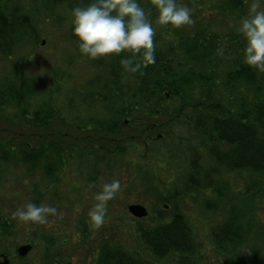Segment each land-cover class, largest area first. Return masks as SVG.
<instances>
[{
	"label": "trees",
	"instance_id": "trees-1",
	"mask_svg": "<svg viewBox=\"0 0 264 264\" xmlns=\"http://www.w3.org/2000/svg\"><path fill=\"white\" fill-rule=\"evenodd\" d=\"M198 1L195 2L198 4ZM89 2L37 0L50 13L49 19L55 21L53 14L57 8L72 12L74 7H83ZM192 2L194 0H189L188 4L192 6ZM248 2L251 0H224L221 9L223 13L241 19L248 12L245 9ZM139 3L151 15L150 21L157 17L158 11L152 0H139ZM25 4V0H0L1 57L11 58L26 43H40L39 21H33ZM202 12L198 8L195 15ZM201 22L192 33L181 32L180 28L171 25L164 26L154 37L155 63L136 73L125 72L120 63L123 56H131L130 52L91 59L106 69L91 82L90 98L101 101L107 109V117L90 119L85 127H81L80 122L76 129L90 132L84 142H90L91 151H105V156H100L104 159L125 153L127 143L140 141L142 137L150 138L158 131L164 132L167 121L162 119L165 117L170 116L171 121H184L203 138L218 165L228 170L259 174L260 179L253 180L245 196L240 197L243 203H249L264 195V72L243 62L246 41L237 29L220 35L212 31L210 25H205L204 20ZM173 34L176 40L166 46L159 43L158 39L165 40ZM72 36L77 43L73 32ZM221 49L224 54L218 55ZM24 68L21 58L12 76L0 81V118L10 121L7 111L13 107L15 119L12 122L17 127L13 134L0 133V168L12 160L28 165L27 172L42 168L43 174L51 178L65 163L64 154L68 153L65 145L73 138L72 126L64 119L59 123L53 121L56 109L49 104L38 106L29 116L28 99L41 94L45 85L28 78ZM54 123L59 128H66L61 131ZM68 155L72 157V154ZM192 168L188 178L191 189L199 191L212 187L213 177L202 169L198 160ZM214 191L222 202L236 198V195L229 196L222 187ZM241 209L236 205L231 207L225 218L212 228L213 243L221 254L229 255L230 249L249 237L251 220L248 219L246 224L243 222L246 212ZM156 219V224L138 228L145 249L156 258L172 255L188 264L196 261L192 257L196 256L198 244L185 213L175 208L168 219L166 210H159ZM10 225L0 213V233L5 242L11 233ZM80 231L87 233L84 228ZM32 239L33 249L38 245L46 248L58 243L56 237L42 234ZM97 255L99 264H152L141 252L129 253L106 241L98 248ZM19 257L24 260L26 256ZM59 257L64 259L57 249L56 258ZM253 264H264V254Z\"/></svg>",
	"mask_w": 264,
	"mask_h": 264
},
{
	"label": "rangeland",
	"instance_id": "rangeland-1",
	"mask_svg": "<svg viewBox=\"0 0 264 264\" xmlns=\"http://www.w3.org/2000/svg\"><path fill=\"white\" fill-rule=\"evenodd\" d=\"M25 1L26 10L33 15V21H39L40 43H26L11 58L0 56V81L3 78L9 79L20 59H24L26 76L35 83L45 85L41 94L28 99V114L30 116V112L38 106L49 104L54 107L56 115L53 121L59 123L64 119L72 126L70 129L73 138L65 145L72 157L68 153L64 154V165L51 178L43 174L42 168L27 172L29 166L24 163L16 164L10 160L2 164L0 213L11 224V233L6 242L0 233V259L2 255H7L10 264H59L51 259L58 260L61 264H99L98 248L106 241L123 247L129 253L141 252L152 264H188L177 256L154 257L145 249L139 235L138 228H146L158 222L156 218L159 210H166V218L169 219L175 208L185 213L198 244L196 256L192 257L196 261L190 264H253L262 257L264 195L249 203H243L240 199L245 196L253 180L260 179L259 174L247 170H228L218 165L209 147L192 129L191 124L171 121L170 116L162 119L167 121L164 132L158 131L150 138L142 137L140 141L127 143L125 153L102 159L100 156H105V151H91L90 142H84V137L89 136L90 132H80L76 125L81 122V127H85L90 119L107 117V109L101 101L90 98L93 91L91 82L105 73L106 69L80 53L71 32L72 12L57 8L53 14L55 21L49 19L50 13L37 0ZM188 1L178 0L193 9L194 22L180 27L181 32H194L196 27L201 26V20L220 35L239 27L238 17H232L228 12L223 13L221 5L225 4L224 0H194L192 6ZM249 4L250 2L245 7L247 11ZM198 8L203 12L196 16ZM261 8H264V4H261ZM146 14L149 19L151 15ZM151 22L156 37L164 26L156 23V17ZM176 39L173 34L158 41L166 46ZM14 112L13 107L7 111L10 121L0 118V133L13 134V129H17L12 122L15 119ZM54 125L59 128L57 124ZM65 128L62 126L59 129L64 131ZM197 160L202 169L213 177L214 182L209 190L200 188L196 191L189 187L192 164ZM113 179L120 180L121 190L108 201L105 223L95 228L90 223L88 213L97 202L94 198L96 193L101 191L104 183H110ZM217 187H222L229 196L236 195L235 200L220 201L214 191ZM29 201L38 205H54L59 212L57 215H50L46 224L34 225L14 218L12 213ZM130 204L146 206L149 215L137 220L128 210ZM235 205L246 212L243 219L245 224L248 219L251 220V231L247 240L230 249L229 255H225L218 252L213 243L212 228ZM81 228L87 230L86 235L80 231ZM259 231L263 234H257ZM37 234L56 237L58 243L46 248L38 245L21 260L17 248L32 244V238ZM57 249L62 252L64 259L56 258ZM233 255H237L235 260L232 259Z\"/></svg>",
	"mask_w": 264,
	"mask_h": 264
},
{
	"label": "clouds",
	"instance_id": "clouds-1",
	"mask_svg": "<svg viewBox=\"0 0 264 264\" xmlns=\"http://www.w3.org/2000/svg\"><path fill=\"white\" fill-rule=\"evenodd\" d=\"M152 4L158 11L156 23L161 26L180 28L194 22L193 9L178 0H152ZM261 4L264 0H251L237 28L246 41L243 62L258 72H264V8ZM72 17V32L77 37L79 51L89 59L130 52L131 56L120 60L123 70L129 73L155 63V29L139 0H90L86 6L74 7ZM223 54L222 49L218 51V55ZM120 190V180L113 179L96 193L97 202L88 213L93 227L99 228L105 223L108 201ZM58 212L54 205L29 201L12 215L36 225L46 224L48 217Z\"/></svg>",
	"mask_w": 264,
	"mask_h": 264
},
{
	"label": "water",
	"instance_id": "water-1",
	"mask_svg": "<svg viewBox=\"0 0 264 264\" xmlns=\"http://www.w3.org/2000/svg\"><path fill=\"white\" fill-rule=\"evenodd\" d=\"M44 42L45 41H43V43ZM128 210L136 218H144L147 217L149 214L147 207L142 204H130L128 206ZM32 248V244H24L17 248V253L19 256L24 257L32 250ZM0 264H9V259L6 255H2V260H0Z\"/></svg>",
	"mask_w": 264,
	"mask_h": 264
},
{
	"label": "flooded vegetation",
	"instance_id": "flooded-vegetation-1",
	"mask_svg": "<svg viewBox=\"0 0 264 264\" xmlns=\"http://www.w3.org/2000/svg\"><path fill=\"white\" fill-rule=\"evenodd\" d=\"M1 260V259H0Z\"/></svg>",
	"mask_w": 264,
	"mask_h": 264
}]
</instances>
